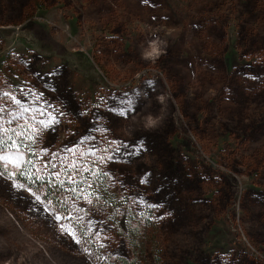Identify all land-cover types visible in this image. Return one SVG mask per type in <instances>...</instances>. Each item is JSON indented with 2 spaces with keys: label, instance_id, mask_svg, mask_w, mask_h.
I'll return each instance as SVG.
<instances>
[{
  "label": "rangeland",
  "instance_id": "obj_1",
  "mask_svg": "<svg viewBox=\"0 0 264 264\" xmlns=\"http://www.w3.org/2000/svg\"><path fill=\"white\" fill-rule=\"evenodd\" d=\"M0 27L13 29L0 33V93L59 121L34 150L122 145L104 163L110 197L151 212L163 264H264V0H0ZM153 32L163 52L142 59ZM125 94L135 111L122 117ZM149 112L162 121L146 131ZM0 171V264L132 257L102 205L78 214L97 256L73 217L56 222L17 174L13 187L18 170Z\"/></svg>",
  "mask_w": 264,
  "mask_h": 264
},
{
  "label": "snow or ice",
  "instance_id": "obj_2",
  "mask_svg": "<svg viewBox=\"0 0 264 264\" xmlns=\"http://www.w3.org/2000/svg\"><path fill=\"white\" fill-rule=\"evenodd\" d=\"M20 91L22 93L27 91L28 95H32L36 99L41 98L36 96L31 89L21 88ZM0 97L6 98V102H0V153H8L0 154V162H3L4 167L12 165L16 170H21L23 165L27 164L28 168L25 174L30 179L35 182L44 181L46 185L70 192L73 197L71 211L77 213L85 211L83 208L77 207L76 201L82 200L89 205H92L94 201L99 202L100 196L96 195L100 190L98 181L101 177L110 178L109 173L101 167V164L112 161L114 154L118 153L122 145H116L112 149V142H109V148L100 149L92 144L87 152H82L78 148H67L65 152L70 155L63 156L57 153H47L42 148L36 151L34 149L40 134L59 122L57 115L54 114L55 110L48 111V106L31 108L26 102H22L16 95H11L9 92L0 93ZM133 103V100L125 94L124 106L121 107L119 114L122 117H127L134 113ZM38 116H46V118L38 119ZM134 147L136 151L128 152L126 155H139L143 150L142 142ZM44 155H50L51 159L45 160L42 165L37 164L36 161H39ZM45 172H47V176L44 175ZM16 174V171H10L7 173V178L12 180L13 187L23 188V185L15 183L13 177ZM149 175L146 173L145 177L141 179V183H146ZM3 176L4 172L0 171V177ZM27 191L34 196L36 202L43 203L40 195L33 193L30 187ZM61 202L67 204L68 198L62 197ZM48 204L51 205V201ZM148 207H153V205H148ZM43 211L51 215L58 223L71 219L69 216L56 214L55 210L49 207L43 208ZM76 219L83 220L84 217L77 216ZM88 223L90 226H94L91 221ZM60 229L76 240L73 233L69 232L63 224H60ZM95 236L97 239L101 238L100 230L96 231ZM101 247H103L102 244Z\"/></svg>",
  "mask_w": 264,
  "mask_h": 264
},
{
  "label": "trees",
  "instance_id": "obj_3",
  "mask_svg": "<svg viewBox=\"0 0 264 264\" xmlns=\"http://www.w3.org/2000/svg\"><path fill=\"white\" fill-rule=\"evenodd\" d=\"M10 27H0L1 35H7L8 32H12ZM51 159V157L49 158ZM48 159V160H49ZM37 164L42 165L43 160L36 161ZM101 167L106 171L104 163ZM28 165H23L21 170L17 171V175L22 182L32 190H35L41 197V199L48 204L51 201V207L58 213L73 217L75 219L74 228L82 234L86 244H88L91 251L97 256H102L103 248L92 234L83 227L84 224L76 219L78 214L75 211H71V205L73 197L70 192L61 191L59 188L51 185H46L44 181L35 182L30 179L25 171ZM47 176V172L44 173ZM99 191L96 195L100 196L99 202L94 201L92 205L87 204L84 201H76L77 207L84 208L90 207L96 204L102 205L105 209L106 222L110 223L122 236L123 240L129 245L132 253V257L121 256L117 260L107 256L101 257L107 264H163L159 252L158 242L156 241L157 228L153 222V215L149 211L138 212L134 208L128 205L124 197H110L113 191L110 178L101 177L98 181ZM62 197L68 198V203L63 204L61 202ZM85 209V208H84Z\"/></svg>",
  "mask_w": 264,
  "mask_h": 264
},
{
  "label": "clouds",
  "instance_id": "obj_4",
  "mask_svg": "<svg viewBox=\"0 0 264 264\" xmlns=\"http://www.w3.org/2000/svg\"><path fill=\"white\" fill-rule=\"evenodd\" d=\"M161 41L159 35L153 32L146 41L142 42V47L140 49V56L145 60H152L154 58H158L159 55L162 54L163 49L161 48ZM158 102L163 103V98H158ZM145 130H151L157 127L162 118L159 115H154L152 113H147L143 117ZM3 264H11V258L3 262Z\"/></svg>",
  "mask_w": 264,
  "mask_h": 264
}]
</instances>
